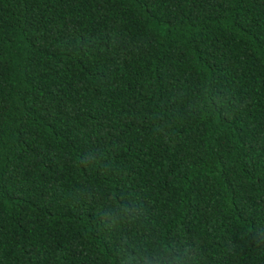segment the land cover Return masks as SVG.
<instances>
[{
  "label": "trees",
  "instance_id": "16d2710c",
  "mask_svg": "<svg viewBox=\"0 0 264 264\" xmlns=\"http://www.w3.org/2000/svg\"><path fill=\"white\" fill-rule=\"evenodd\" d=\"M0 264H264V0H0Z\"/></svg>",
  "mask_w": 264,
  "mask_h": 264
}]
</instances>
